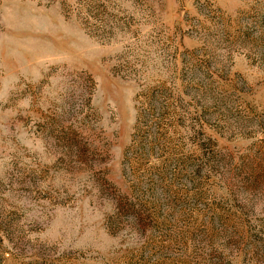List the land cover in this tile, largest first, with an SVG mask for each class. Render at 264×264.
I'll return each instance as SVG.
<instances>
[{"label": "rangeland", "instance_id": "1", "mask_svg": "<svg viewBox=\"0 0 264 264\" xmlns=\"http://www.w3.org/2000/svg\"><path fill=\"white\" fill-rule=\"evenodd\" d=\"M0 264H264V0H0Z\"/></svg>", "mask_w": 264, "mask_h": 264}]
</instances>
